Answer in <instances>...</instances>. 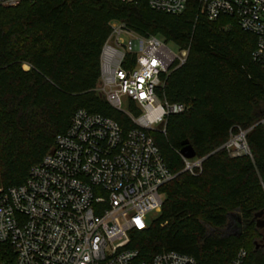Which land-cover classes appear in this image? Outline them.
Wrapping results in <instances>:
<instances>
[{"label":"trees","instance_id":"trees-1","mask_svg":"<svg viewBox=\"0 0 264 264\" xmlns=\"http://www.w3.org/2000/svg\"><path fill=\"white\" fill-rule=\"evenodd\" d=\"M113 20L187 49L161 95L186 110L170 114L164 131H148L175 176L160 189L158 215L145 229L131 231L130 245L142 259L170 250L197 264L225 263L243 248L244 264H264V246L252 241L255 214L264 209V129L253 126L264 115V70L251 57L255 37L233 18L208 20L196 1L176 15L142 1L34 0L0 7V187L25 181L77 109L132 127L97 90ZM236 127H251L250 156L230 157L221 148ZM186 144L203 157L195 174L184 169L180 149ZM232 214L242 227L227 233Z\"/></svg>","mask_w":264,"mask_h":264},{"label":"built area","instance_id":"built-area-1","mask_svg":"<svg viewBox=\"0 0 264 264\" xmlns=\"http://www.w3.org/2000/svg\"><path fill=\"white\" fill-rule=\"evenodd\" d=\"M22 1L34 0H0V7ZM120 1H142L170 15L196 1L208 20L233 18L255 37L251 57L264 70V0ZM109 25L97 90L133 125L124 130L110 117L77 109L25 181L0 187V264H197L193 256L170 250L142 259L130 245L131 231L147 227V213L160 210L161 187L175 176L148 131H164L170 114L186 110L161 95L167 75L185 61L187 49L174 52L163 39L140 35L121 21ZM255 125L264 129V115ZM250 128L236 127L221 148L230 157L250 156ZM202 160L183 159L184 169L195 174ZM259 184L264 193V175ZM245 257L240 248L221 264H244Z\"/></svg>","mask_w":264,"mask_h":264},{"label":"rangeland","instance_id":"rangeland-1","mask_svg":"<svg viewBox=\"0 0 264 264\" xmlns=\"http://www.w3.org/2000/svg\"><path fill=\"white\" fill-rule=\"evenodd\" d=\"M167 43V46L174 52H177L178 50V47L172 43V42H166ZM24 68L26 69L27 67L24 66ZM103 95L104 98H106V96L101 93ZM158 215V212H155V211H150L147 213V219H148V223L151 222L153 219L156 218V216ZM235 217H237V214H232L230 215V226L228 227V229L226 230L227 233H232V232H236L238 231L239 229L237 227H235ZM256 219L258 221H261V217H256ZM225 232V233H226ZM252 241L259 247V246H264V239L261 240L259 234H258V231L253 234V237H252Z\"/></svg>","mask_w":264,"mask_h":264},{"label":"water","instance_id":"water-1","mask_svg":"<svg viewBox=\"0 0 264 264\" xmlns=\"http://www.w3.org/2000/svg\"><path fill=\"white\" fill-rule=\"evenodd\" d=\"M180 155L183 159L185 160H188V159H192L195 157V151L194 149L192 148V146L190 144H186L184 145L181 149H180ZM264 212V209L259 211L258 213L255 214V217H258L260 216L262 213ZM235 227H237L239 230L238 232L240 231L241 229V219L239 216L235 217ZM256 227H259L258 224H256Z\"/></svg>","mask_w":264,"mask_h":264},{"label":"flooded vegetation","instance_id":"flooded-vegetation-1","mask_svg":"<svg viewBox=\"0 0 264 264\" xmlns=\"http://www.w3.org/2000/svg\"><path fill=\"white\" fill-rule=\"evenodd\" d=\"M259 217H261V221H258L256 219V224L259 225V227H256V228L258 230V234L261 240H263L264 239V212Z\"/></svg>","mask_w":264,"mask_h":264},{"label":"snow or ice","instance_id":"snow-or-ice-1","mask_svg":"<svg viewBox=\"0 0 264 264\" xmlns=\"http://www.w3.org/2000/svg\"><path fill=\"white\" fill-rule=\"evenodd\" d=\"M137 223H139V221L137 220Z\"/></svg>","mask_w":264,"mask_h":264}]
</instances>
